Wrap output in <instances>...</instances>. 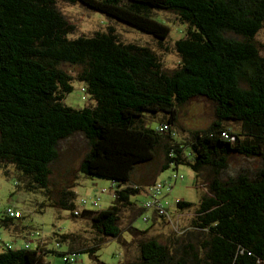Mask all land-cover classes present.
Wrapping results in <instances>:
<instances>
[{"label": "trees", "instance_id": "1", "mask_svg": "<svg viewBox=\"0 0 264 264\" xmlns=\"http://www.w3.org/2000/svg\"><path fill=\"white\" fill-rule=\"evenodd\" d=\"M55 1L0 0V162L14 167L24 190L39 191L49 204L71 212L73 191L62 188L50 198V164L58 141L80 133L86 145L78 171L109 178L114 189L107 208L71 215L116 239L122 211L130 212L126 230H135L133 221L145 209L132 198L159 172L178 165L195 174L209 169L208 192L190 220L202 239L181 245L177 238L167 244L140 239L138 264H264V56L255 40L264 30V0H61L150 34L160 48L169 25L154 11L175 13L184 29L173 41L178 60L168 73L151 49L122 42L110 26L69 38L73 24ZM66 65L79 70L70 75ZM72 80L91 103H63ZM195 96L214 103V118L177 141L172 127L178 109ZM162 123L170 125L166 132L156 129ZM231 154L260 157L262 166L254 177L241 172L220 180ZM138 165L146 168L134 181ZM174 205L182 210L190 204ZM12 220L3 214L0 221ZM57 235L60 241L74 238ZM97 246L83 250L94 258ZM12 247L0 250V264H46L42 249Z\"/></svg>", "mask_w": 264, "mask_h": 264}, {"label": "rangeland", "instance_id": "2", "mask_svg": "<svg viewBox=\"0 0 264 264\" xmlns=\"http://www.w3.org/2000/svg\"><path fill=\"white\" fill-rule=\"evenodd\" d=\"M55 9L71 24L73 31L68 34L69 38L79 35L90 36L97 31H105L108 26L118 34L122 42H132L147 46L159 58L161 68L170 72L177 65L178 56L173 48V41L183 33L184 26L178 24L175 13L167 10H155L157 18L169 25V34L163 41L165 48H160L152 35L141 32L126 24L116 22L107 18L100 12L87 10L77 4L56 0ZM228 38L241 39L233 33H224ZM260 45V54L264 56V30H261L255 37ZM64 68L70 75L79 70L78 65H66ZM80 84L72 80L71 90L65 93L62 101L73 108H81L91 101H85L80 90ZM214 118V103L201 97L195 96L188 99L178 109L176 120L175 139L184 142L189 130L201 129ZM157 122L151 124L154 126ZM230 130L237 131L238 126L233 122H227ZM86 141L80 133H74L69 137L59 140L57 158L50 164V198L55 199L54 193L62 188L73 191L75 195L74 207L70 212L60 207H54L48 203L47 198L39 191L24 190L17 181V172L9 163H1L6 175L0 169V220L3 219V209L10 206L19 210L20 215L11 223L5 224L0 221V250L8 248L6 244L13 247H22L25 243L29 247L39 246L43 250L42 259L46 264H63V255L73 253V260L70 264H97L100 261L105 264H138L137 244L140 239H154L162 244H167L169 239L177 238V245H181L185 239L194 243L200 241L199 235L195 234L190 227V220L194 216L198 202L202 195L208 192L207 184L212 176L209 169H202L195 174L186 165L176 166V170L169 167L159 172L155 178L158 181L170 183V189L166 193L165 187L162 190L163 200L170 204L166 207V215L157 216L154 211L145 210L144 213L133 221V230L129 233L127 219L130 212L120 213L119 239L106 237L90 228L89 220L85 217L72 216L74 211H81L79 198H86L88 201L97 197V206L92 208L89 203L84 205L87 209L102 210L107 208L112 201L111 192L114 187L111 180L106 177L85 175L78 171L77 166L80 155L84 150ZM262 166L260 157H245L239 154H231L227 158L226 167L219 173V179L224 180L235 177L241 172L254 177ZM144 165L136 166L132 173V179L136 181L145 170ZM176 171L182 175L181 179L173 180L170 174ZM188 202L190 205L178 210L173 203L174 199ZM136 203L146 199L144 193H139L132 198ZM72 213V215H71ZM154 213L155 215L152 216ZM145 218L144 215H150ZM189 230L191 233L186 238L183 233ZM57 234H71L73 239L60 241ZM196 235V239L194 238ZM173 241V240H172ZM97 242L91 257L87 249ZM181 243V244H178ZM174 253V252H173Z\"/></svg>", "mask_w": 264, "mask_h": 264}, {"label": "built area", "instance_id": "3", "mask_svg": "<svg viewBox=\"0 0 264 264\" xmlns=\"http://www.w3.org/2000/svg\"><path fill=\"white\" fill-rule=\"evenodd\" d=\"M169 128H170L169 124L162 123V124L157 125L156 129L159 132H166ZM170 175H171L170 178L173 180H176L178 178L179 179L182 178V175L178 174L176 171H174ZM164 187H165L166 193H168L167 191L170 189V183H168V182L166 183L165 181L163 182V181L154 180V182L152 184L143 188L140 192V193H144L146 196V199L141 204L144 207V209L145 210L149 209V210H151V212L154 211V213L156 215L161 216V217L166 215V213H167L166 207L170 204L168 201L162 199V197L164 196V194L162 192ZM111 196H113V191L111 192ZM178 200L179 199L175 198L173 200V203H176ZM78 203L80 204L81 210L86 209L84 207V205L86 203H89L92 208H94L98 205L97 204V197H95L93 199L91 198L89 201L86 198H79ZM77 212H79V211L75 210L74 214H76ZM3 214L5 217H10V218L14 219V218L19 217L20 212L17 209H14L10 206H6L3 209ZM147 216L148 215H144L142 219L145 220V218H147ZM6 246L12 247L11 245H6ZM23 247L28 248L29 244L25 243L23 245ZM36 247L41 249V247H39V246H36ZM12 248H14V247H12ZM72 256H73V253L71 255L64 253V255H63L64 263L63 264H70L73 260Z\"/></svg>", "mask_w": 264, "mask_h": 264}]
</instances>
